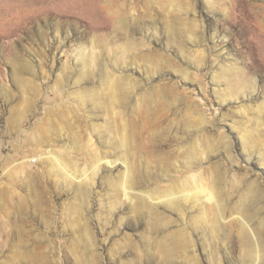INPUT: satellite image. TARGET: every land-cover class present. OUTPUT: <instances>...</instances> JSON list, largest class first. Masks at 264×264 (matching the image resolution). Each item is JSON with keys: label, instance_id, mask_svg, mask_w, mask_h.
<instances>
[{"label": "rangeland", "instance_id": "1", "mask_svg": "<svg viewBox=\"0 0 264 264\" xmlns=\"http://www.w3.org/2000/svg\"><path fill=\"white\" fill-rule=\"evenodd\" d=\"M263 159L264 0H0V264H252Z\"/></svg>", "mask_w": 264, "mask_h": 264}, {"label": "bare ground", "instance_id": "2", "mask_svg": "<svg viewBox=\"0 0 264 264\" xmlns=\"http://www.w3.org/2000/svg\"><path fill=\"white\" fill-rule=\"evenodd\" d=\"M114 90H115V88H114ZM114 90L112 91L113 93H114ZM113 95V94H112ZM114 98H115V96H114ZM113 100V99H112ZM114 101V100H113ZM248 139H249V137H248ZM247 139V142H249V140ZM250 143V142H249ZM248 143V144H249ZM247 144V143H246ZM251 144V143H250ZM249 147H252V146H249ZM246 148V147H245ZM55 152V151H54ZM54 152H52L51 151V149H49V150H46L45 151V154H46V159H47V161H49L52 165H53V167L55 166V167H57V168H59V166H60V160L58 159V155L56 156L55 154H54ZM58 153V152H57ZM263 155V154H262ZM101 159V158H100ZM100 159H97V163H100V162H102ZM119 159L120 158H115L114 160H108V159H106V160H104L103 159V161H105V162H103V164L106 166V167H108V168H113V167H115L116 166V163L119 161ZM123 161V160H122ZM120 162V163H122L123 165H124V167H125V170H123L124 172H122L123 174H122V177H121V181H120V190L119 191H121V194H122V196H123V198L125 199V201L126 202H128L129 203V207H131V209H135V208H137V205H140V204H143V203H145V202H147L148 200H150V197L149 196H147L148 194H149V192H147L146 194L147 195H144V193L143 194H141V193H139V192H136L135 190H134V187H133V185H132V182L134 181V180H132L131 178H130V171L128 170V168H127V165L124 163V162ZM121 164V165H122ZM262 164H264V159H263V161H262ZM100 165H102V164H100ZM62 170H63V168L62 167H60ZM99 168H100V166H99ZM62 170H60V171H62ZM59 171V170H58ZM62 173H64V171L62 172ZM68 173H70V172H68ZM76 173V172H75ZM62 175V174H61ZM68 176V175H67ZM69 177H70V179L72 180V181H74V182H77L78 181V183H77V185H79V183H81V181L79 180V178L76 176V175H74L73 173L71 174H69ZM69 179V180H70ZM81 179V178H80ZM132 180V181H131ZM74 182H72V183H74ZM84 183V182H83ZM136 184V183H135ZM198 184V183H197ZM136 186V185H135ZM200 186V185H199ZM197 188V187H196ZM181 189H183V188H181ZM185 189V188H184ZM184 189H183V191L182 192H180V196H177L176 194H174V193H176V192H173V194H170V195H163V197H160L159 198V196H158V198H155V196L154 197H152V199L150 200V202L151 203H154L155 205H158V206H164L165 208H175L176 209V207L178 208V206L180 205V199H185L186 197V195H187V193H185V191H184ZM173 190V189H172ZM171 190V191H172ZM186 190V189H185ZM138 191V190H137ZM140 192H142V191H140ZM172 193V192H171ZM178 193V192H177ZM189 193H190V191H189ZM194 194H193V198H194V196L196 195L197 196V193H205L204 195V197H203V195H202V197L203 198H205V200L211 205V207H213V209H215V212H216V215H217V220L218 219H223V217H222V215H223V209L221 208V206L223 205H221L219 202H220V200H218V197H217V194H215V191H214V189H210V188H208V187H198L196 190H195V192H193ZM217 193V192H216ZM151 195V194H150ZM219 195V194H218ZM192 196V195H191ZM190 196V197H191ZM157 197V196H156ZM190 197H187V199L188 198H190ZM195 199V198H194ZM197 199V198H196ZM196 199H195V201H196ZM202 199V198H201ZM192 200V199H191ZM187 201V200H186ZM200 202V201H199ZM183 203H185V201L183 202ZM189 203V202H188ZM146 204V203H145ZM150 204V203H149ZM182 205V204H181ZM147 206H149L148 205V202H147ZM150 206H151V204H150ZM156 207V206H155ZM157 209V208H156ZM212 209V210H213ZM136 210V209H135ZM141 210V209H140ZM180 210V209H179ZM173 211H175V210H173ZM213 212V211H212ZM214 213V212H213ZM215 214V213H214ZM225 214V213H224ZM214 217H215V215H213ZM216 218V217H215ZM215 218H214V220H215ZM238 218V217H237ZM236 218V219H237ZM215 222H216V220H215ZM221 225V224H220ZM242 226V225H241ZM245 227V226H244ZM243 230H245V228H243ZM242 230V231H243ZM248 237H249V242H250V244H249V249H248V257H250L249 259H253V263L252 264H264V253L262 252V251H260L261 250V248H260V250H258L259 248H257V247H255L254 246V243L252 242V240H253V238L251 237L250 238V236H249V234H248ZM247 240V241H248ZM248 242V243H249ZM247 243V244H248ZM252 261V260H251Z\"/></svg>", "mask_w": 264, "mask_h": 264}]
</instances>
